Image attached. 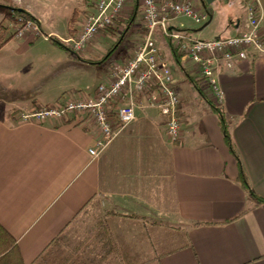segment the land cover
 <instances>
[{"label":"crops","instance_id":"obj_1","mask_svg":"<svg viewBox=\"0 0 264 264\" xmlns=\"http://www.w3.org/2000/svg\"><path fill=\"white\" fill-rule=\"evenodd\" d=\"M175 1L189 2L207 17L202 27L188 25L196 23L186 17L170 22L172 31L194 41L213 40L203 33L217 31L225 17L231 37L245 32L242 0V15L218 4L205 8L202 0ZM12 2L44 35L18 38L17 24L0 11V25L9 27L0 48V225L16 240L23 263L264 264V54L217 76L239 161L199 70L159 33L158 48L182 100V137L171 142L167 119L147 108L94 158L89 150L96 130L79 117L22 123L20 116L93 95L110 81L113 64L127 63L143 42L138 0H128L116 25L81 53L66 42L95 13L97 0ZM255 2L264 30V0ZM118 34V48L133 34L131 47L106 60L101 49ZM87 74L97 83L86 82ZM88 218L96 221L81 243L74 228Z\"/></svg>","mask_w":264,"mask_h":264},{"label":"built area","instance_id":"obj_2","mask_svg":"<svg viewBox=\"0 0 264 264\" xmlns=\"http://www.w3.org/2000/svg\"><path fill=\"white\" fill-rule=\"evenodd\" d=\"M242 1L246 10L244 33L230 38L194 41L170 29V22L181 17L190 18L199 25L205 22L206 15L189 2L138 0L145 29L143 42L127 63L113 64L111 80L101 83L93 95H80L64 104L23 114L20 121L45 123L79 117L96 130V144L89 154L99 158L137 120L139 111L151 108L167 119V136L171 142H177L182 137V119L178 113L182 100L176 90L172 67L158 48L156 35L161 34L173 43L179 54L192 61L199 70L208 97L221 107L224 94L217 78L219 72L249 60L251 55L264 54V30L258 6L255 0ZM127 2L97 0L95 13L86 16L76 38L66 42L70 50L84 52L98 36L112 29L124 13ZM42 35L32 21L21 23L15 33L22 39Z\"/></svg>","mask_w":264,"mask_h":264},{"label":"trees","instance_id":"obj_3","mask_svg":"<svg viewBox=\"0 0 264 264\" xmlns=\"http://www.w3.org/2000/svg\"><path fill=\"white\" fill-rule=\"evenodd\" d=\"M18 10L19 9L15 5H13L12 0H0V11L5 13L8 16V18L12 17L13 18L12 21L15 22V24H17V28L19 27V25L21 23H23L27 20L36 21L25 11H18ZM8 30H9L8 26L0 25V48H2L7 43V41L9 40V38H7ZM54 41L56 43L62 45L59 41H56V40H54ZM118 47H119V45L116 46V48L113 47L110 50V54L107 56L106 60H108L111 57L113 51H115ZM173 51L176 54L178 53L177 50H175V49H173ZM176 59H177V64L180 65V61H179L178 56H176ZM106 60L101 61L100 64H103ZM97 64H99V63H97ZM211 105H212V108L215 111V113L220 118V123H221L222 131L224 133V138H225L226 144L228 145L231 153L239 161V157H238V155L234 149V146H233L232 138H231L230 133H229V129H228V125H227L226 120H225L224 113H223L221 108L215 107V106H213V104H211ZM242 180L244 182V187L249 189V185H248L245 177L242 176ZM260 202L264 204V200L260 199ZM56 242H59V240H57ZM69 261L71 263H73V261L75 262L76 259L70 256ZM0 264H24L22 257L20 255L16 240L1 225H0Z\"/></svg>","mask_w":264,"mask_h":264},{"label":"rangeland","instance_id":"obj_4","mask_svg":"<svg viewBox=\"0 0 264 264\" xmlns=\"http://www.w3.org/2000/svg\"><path fill=\"white\" fill-rule=\"evenodd\" d=\"M13 3V2H12ZM215 4H218L222 9H224V10H226V9H229V7H231V12H234L235 13V15L236 14H238V13H240V15H242L241 14V12L244 10V6H241V3H240V0H217V1H215V2H213L212 4H210V5H208V6H210V7H215V6H218V5H215ZM231 5V6H230ZM224 7V8H223ZM229 12V11H228ZM233 14V13H232ZM233 17V16H232ZM27 21H32V20H27ZM36 26H38V24L36 23V21H32ZM208 22V21H207ZM207 22H205L203 25H196V24H194V23H189L188 25H193V26H195V27H198V26H200V27H202V26H204ZM229 22H230V20L227 18V17H225L224 18V20H223V23H222V26H220L219 28H218V30L216 31H213L212 32V34H209V32L211 31V30H209V31H206L205 33H203V35L202 36H204V37H207V35H210V37L212 38V39H214V38H217V37H221V38H230L231 37V35H230V32H228V30L226 29L227 28V25L229 24ZM17 28V27H16ZM38 28L40 29V27L38 26ZM41 30V29H40ZM42 32V31H41ZM43 34V33H42ZM131 36H130V41H127V42H125L124 44H122V46L120 47V48H118V50H115V51H113V53H112V58H115V57H118V56H123V54L127 51V49L128 48H130L131 47V38H133V34H130ZM121 36H122V34H118V35H116V36H114V35H112L108 40H107V42L105 43V46H103V49H101V53H103V57H107L110 53V50L113 48V47H115L116 48V46H118L119 45V42H120V39H121ZM39 37V36H38ZM41 37H43V35L41 36ZM97 39V38H96ZM95 39V40H96ZM103 44H104V42H102ZM255 55H262V54H255ZM97 79V77H91V75L90 74H87L86 76H85V81L86 82H90L91 83V85H92V83H97V81L98 80H96ZM99 86V85H98ZM97 86V87H98ZM96 87V88H97ZM177 90V89H176ZM86 91V90H85ZM89 91H86L85 93H88ZM177 93H178V91H177ZM203 93V92H202ZM205 93H203V95H204ZM178 95H179V93H178ZM207 97H208V93H206L205 94ZM204 95V96H205ZM179 97H180V95H179ZM181 98V97H180ZM210 99V98H209ZM211 100V99H210ZM212 104H213V106H215V107H217V104H215L214 102H212V101H210ZM219 107V106H218ZM219 108H221V107H219ZM38 111H40V110H38ZM38 111H34V113H36V112H38ZM27 114H30V113H27ZM20 118H21V116H20ZM94 216V214L92 215V216H90V217H93ZM89 217V218H90ZM88 218V220L83 224V225H81V226H77V227H75L74 228V232H75V235H74V237H76V238H79L80 239V242L82 243L83 241L82 240H84L85 238H90V237H88V236H90L91 235V233L89 232V230H91L92 228H93V226H94V223H95V221L96 220H92V219H89ZM91 238H93V237H91ZM94 242H91V244L92 243H94L93 245H96V246H98V240H93ZM75 243V240H73V242H72V244H74ZM97 252V251H96Z\"/></svg>","mask_w":264,"mask_h":264},{"label":"water","instance_id":"obj_5","mask_svg":"<svg viewBox=\"0 0 264 264\" xmlns=\"http://www.w3.org/2000/svg\"><path fill=\"white\" fill-rule=\"evenodd\" d=\"M217 0H202V5L206 8L208 5L212 4L213 2H215ZM18 11H22V10H18ZM208 25V24H206Z\"/></svg>","mask_w":264,"mask_h":264}]
</instances>
